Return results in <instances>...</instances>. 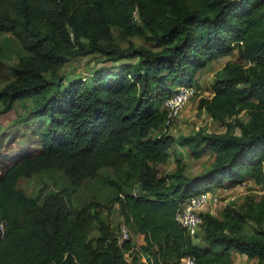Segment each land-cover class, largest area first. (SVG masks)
<instances>
[{"label":"trees","instance_id":"trees-1","mask_svg":"<svg viewBox=\"0 0 264 264\" xmlns=\"http://www.w3.org/2000/svg\"><path fill=\"white\" fill-rule=\"evenodd\" d=\"M114 28L127 46L116 42ZM4 32L28 54L13 66V79L0 70L3 111L33 102L18 122L35 123L36 141L2 161L0 264H146L143 255L160 264L188 254L195 264H234L235 252L264 264V228L243 233L246 215L235 207L226 205L222 216L203 212L200 243L175 219L200 191L217 193L248 178L264 185V0H0ZM134 36L148 44H135ZM235 50L249 71L227 62L212 94L199 101L226 131L153 134L165 123L163 102L173 88H200L198 73ZM96 53L110 66L84 79L60 74L70 58ZM174 146L178 166L161 173ZM205 149L215 154L211 167L186 174L184 151L198 158ZM102 168L116 176L107 210L118 203L122 223L144 243L132 237L120 245L121 223L115 228L98 200L76 209L71 192L42 188L31 196L17 186L47 169L79 186ZM251 209L252 218L264 219V197Z\"/></svg>","mask_w":264,"mask_h":264},{"label":"rangeland","instance_id":"rangeland-1","mask_svg":"<svg viewBox=\"0 0 264 264\" xmlns=\"http://www.w3.org/2000/svg\"><path fill=\"white\" fill-rule=\"evenodd\" d=\"M115 40L121 46H127L129 41L123 37L117 28L113 30ZM137 45L148 44L141 37L134 36L130 38ZM26 55L28 52L21 46L20 41L9 32L0 33V70L3 73L14 78L12 68L17 64L21 55ZM241 63L244 69L249 71L250 63L245 59H240L237 50L227 56H223L209 63L203 68L197 76L198 94L193 97L182 110L180 116L172 126L166 127L162 125L155 133L171 134L176 137L179 135L194 134L197 131L207 132H223L226 131V126L214 119L205 109L199 107L201 96H210L212 94V85L216 72L222 70L227 62ZM111 63L102 62V56L99 53L91 54L86 57L70 58L60 74L67 76V79L81 77L92 74L100 67H108ZM5 85V82L0 83V89ZM176 87V86H175ZM33 102L28 100L17 101L14 108L4 112V104L0 100V169L3 165L2 161L11 158V155L25 147H32L35 143L36 135L33 130L35 123L29 124L18 122V118L27 113L32 107ZM241 118H247L246 111L240 114ZM231 119L228 118L227 121ZM233 133H241L239 127L232 129ZM173 154L170 156L167 163L160 166L161 173L174 171L178 166L177 147H173ZM182 151V150H180ZM185 155L182 158L185 166V173L193 176L204 172L210 168L214 162L215 154L210 149L202 151L200 157L193 156L189 150H185ZM1 173V170H0ZM116 178L114 171L111 168H102L99 175L95 178H89L79 186L73 185L65 174L55 169H47L33 174L32 176H22L17 186L21 188L27 195L36 196L42 188L48 190L63 189V191L71 192L73 196L74 207L81 208L86 202L98 200L105 207L103 215L115 227H119L120 223L124 222V218L119 211L118 203L111 211L107 208L112 202V198L117 193V188L111 182ZM221 197V204L214 209V213L221 215L222 210L226 205L235 207L239 212L246 215L247 224L243 233L253 234L255 229L264 228V219L260 222L252 218V214L256 212L251 208H255L257 202L264 197V185L257 184L252 178H248L241 183L231 187L218 188L216 190ZM253 202V203H252ZM222 216V215H221ZM1 226V225H0ZM133 238L139 234L131 227ZM98 232L93 229L91 235L94 236ZM198 243L204 241L203 233H199L194 237ZM138 264V263H136ZM234 264H255V259H250L247 255L234 253Z\"/></svg>","mask_w":264,"mask_h":264},{"label":"built area","instance_id":"built-area-1","mask_svg":"<svg viewBox=\"0 0 264 264\" xmlns=\"http://www.w3.org/2000/svg\"><path fill=\"white\" fill-rule=\"evenodd\" d=\"M198 91V87L194 83L180 84L173 88L171 94L165 97L163 102V106L166 110V119L164 123L166 127L173 125L184 107L198 94ZM133 193L137 194L138 189H134ZM120 195L124 197L122 193ZM220 204L221 197L218 192L215 193L213 191L203 190L189 196L182 202L181 206L176 211L175 219L191 236L195 237L199 234L203 223V212L210 211L214 213V209ZM131 238L132 232L129 225L127 223H121L118 236L119 244L123 245L125 241ZM142 259L146 264L150 261L145 255L142 256ZM160 264H195V257L188 254L178 260H161Z\"/></svg>","mask_w":264,"mask_h":264},{"label":"crops","instance_id":"crops-1","mask_svg":"<svg viewBox=\"0 0 264 264\" xmlns=\"http://www.w3.org/2000/svg\"><path fill=\"white\" fill-rule=\"evenodd\" d=\"M138 234L139 235L136 238L134 237V240H135L137 245H140V244L144 243V235L141 233H138Z\"/></svg>","mask_w":264,"mask_h":264}]
</instances>
